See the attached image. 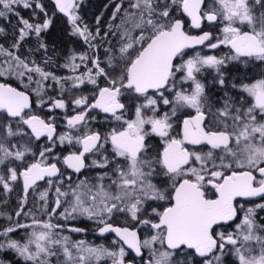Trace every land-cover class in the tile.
<instances>
[{"label":"snow or ice","instance_id":"snow-or-ice-1","mask_svg":"<svg viewBox=\"0 0 264 264\" xmlns=\"http://www.w3.org/2000/svg\"><path fill=\"white\" fill-rule=\"evenodd\" d=\"M81 2L54 0L90 50L69 56L60 67L71 75L57 76L51 57L19 54L52 24L42 0H0V19L18 22L10 47L0 44V191L22 192L14 214L0 212L9 221L0 256L15 257L0 264H264V72L229 82L226 71L231 62L264 66V0H113L103 34L100 17L95 31L83 23ZM19 8L44 19L32 23ZM197 46L229 52L190 54ZM208 70L223 95L208 91ZM57 110L67 131L57 130ZM94 111L116 126L94 130ZM39 182L48 187L28 208ZM77 220L114 238L73 239L87 231Z\"/></svg>","mask_w":264,"mask_h":264},{"label":"trees","instance_id":"trees-1","mask_svg":"<svg viewBox=\"0 0 264 264\" xmlns=\"http://www.w3.org/2000/svg\"><path fill=\"white\" fill-rule=\"evenodd\" d=\"M42 3L45 5L46 11L48 12V16L52 20V24L47 31L41 34L39 40L35 35H32L28 37L24 42H22V46L20 48L19 54L22 56H28L31 59H35L37 63H42L46 57H51L52 63L47 66V70L54 72L57 76L71 75V72L69 73V70L60 67V65L65 64L68 60V57L71 56L72 54L74 53L80 54L90 50L88 49L87 45L84 43L83 39L80 37H78L80 40L79 43H75V42L73 43L72 40H76L75 39L76 37L73 38L66 36L68 30L70 29V26L67 24V22L65 24L64 20L58 17L59 16L58 13L52 9L51 5L46 0H42ZM18 10L20 11L21 16H23L25 19H29L30 22L32 23H38L44 19L43 14L40 13L38 9L35 10L37 13L36 16L32 15V11H33L32 9L19 8ZM113 10H114V6H111L110 8V7H106L104 4L98 3L92 5L86 3L80 6L78 10V14L81 16L83 23L87 24L88 27L93 31H95L97 27L96 24L97 17H100L99 27L101 29V34H103V32L107 30V25L110 22V17ZM17 26H18V22L15 16H10V22L9 20L0 19V27L5 28V33L0 34V44H3L5 47H10L13 40L15 39L14 32ZM41 41L47 45V52H44V50L37 51L39 42ZM99 54L101 55V57H103V49L99 50ZM214 75L215 74H213L212 77ZM237 76H240V74H237ZM229 77H234V75H230ZM12 83L15 86L16 82L12 81ZM206 83L208 85V88L214 86L212 81H208ZM91 89L92 86L87 85L83 88L82 92L85 95H91ZM50 94H55V90L53 92H50ZM73 94L80 95L81 92L73 90ZM66 98L71 99V96L66 94ZM33 101H35V96H33ZM36 111L37 114H40L45 118L49 115L47 109L43 111L36 109ZM68 114L69 115L73 114L71 106L69 107ZM54 115H56L57 117V121H56L57 125L65 126V122L63 120L64 113L61 110H57L54 113ZM62 131L63 132L67 131V129L64 128ZM56 151L57 152L63 151L64 154H66L67 148L66 146L64 149L57 148ZM9 205H11V203L8 202V206ZM7 209H8L7 206H5V209L4 210L2 209L1 212L11 214V212L8 211L9 209L8 210ZM4 223L6 225L7 219L4 217H0V225H4ZM71 223L79 227H84L87 229V231H92L94 229V227L91 224L85 223L82 220L73 221ZM87 231L85 233H75L71 235L73 239L83 238L95 244L103 243L106 245V242L103 239H98L96 237L90 236L87 233ZM9 257L15 258L14 254L12 253H9L8 257L0 256V258H9Z\"/></svg>","mask_w":264,"mask_h":264},{"label":"flooded vegetation","instance_id":"flooded-vegetation-1","mask_svg":"<svg viewBox=\"0 0 264 264\" xmlns=\"http://www.w3.org/2000/svg\"><path fill=\"white\" fill-rule=\"evenodd\" d=\"M52 7V9L58 13V17L63 19L65 24L67 22V24L70 26L69 22H68V18L66 16H64L63 13L58 12V10L55 8V4L53 0H46ZM104 4L106 7H110L114 6L113 0H82L81 5L83 4ZM188 24H187V20H185V27L187 28ZM203 30L205 31H212L213 34H217V29L216 28H210L209 25L207 23L204 24L203 26ZM191 34L196 35V34H200V30L199 29H190ZM71 32V26L70 29L67 32V37H73L76 40H72L73 43H79L80 40L78 38V36H74L70 34ZM84 46V45H83ZM190 54L194 55L195 51H201L202 54H214L217 56H223L225 54H227L229 52V49L225 46H221L218 49H214V50H210L207 48H204L203 46H197V48L195 50H188ZM187 58V57H185ZM227 78L229 80V82H239V81H244V82H248L251 79L254 78H259L260 74L262 72H264V66H258L257 64H237L236 62H231L228 65L227 68ZM215 74L212 70H208V72H205L203 74L204 80L205 82L208 81H212L213 77L212 75ZM237 74H240V76H237ZM230 75H234V77H229ZM209 92L212 95H223V90L220 89L219 85H214L212 87H209ZM232 92H235V89H231ZM126 103L129 104V107L131 108L132 105L129 101L125 100ZM91 115L93 116H97V120L95 122H90V126L94 129V130H98L101 131L102 133H105L107 131L110 130L111 127H115L116 126V122L114 121H105L104 120V115L103 113H97L96 111L92 112ZM129 116H131V112H129ZM66 128V126H61V125H57V130L58 132H63L62 130ZM177 131H179V128H177ZM153 145L156 146H160L161 145V141L159 137H153L150 141ZM40 144L45 143V141H40ZM70 172V171H69ZM84 175H90L89 171H85L80 178H83ZM73 179H77V177L75 175H73ZM40 183V188L36 191V192H32L30 190L29 196H28V204L26 207L31 208L33 207L34 203H36L38 201V196H39V191H43L45 188H47L48 186L44 183V182H39ZM22 195L21 189L19 186H15L14 191L11 193H3L2 191H0V212L1 210L5 209V206H7L8 211L11 212V214H14L15 210L18 207V202L19 199ZM50 196L54 197V190L50 191ZM6 199V203L4 202V200ZM8 202L11 203V205L8 206ZM242 202V201H241ZM85 223H89L91 224L94 228H95V224L92 221H87V220H82ZM21 222H26L25 218H21ZM9 221H7L6 224H8ZM116 223H123V218H120L116 221ZM5 225V223H4ZM21 234H23V232H19ZM87 233L90 236L96 237L98 239H103L107 243L110 244L112 239L114 238L112 234H105L104 237L99 236L97 233H95L93 230L92 231H87Z\"/></svg>","mask_w":264,"mask_h":264},{"label":"rangeland","instance_id":"rangeland-1","mask_svg":"<svg viewBox=\"0 0 264 264\" xmlns=\"http://www.w3.org/2000/svg\"><path fill=\"white\" fill-rule=\"evenodd\" d=\"M77 63H78V61H77ZM68 70V69H67ZM69 73H70V71H69ZM14 82H16V81H14ZM17 83V82H16ZM51 198H53V196H50V199ZM71 234H75V233H71ZM23 234H21V233H18V235L15 237V238H19V236H22ZM78 239V238H77Z\"/></svg>","mask_w":264,"mask_h":264},{"label":"water","instance_id":"water-1","mask_svg":"<svg viewBox=\"0 0 264 264\" xmlns=\"http://www.w3.org/2000/svg\"><path fill=\"white\" fill-rule=\"evenodd\" d=\"M54 1V0H53ZM68 171H70V170H68ZM113 235V237H114V234H112Z\"/></svg>","mask_w":264,"mask_h":264}]
</instances>
